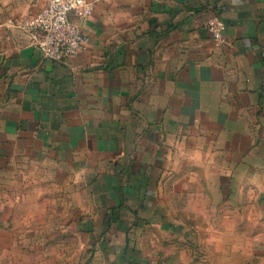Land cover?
<instances>
[{"label":"crops","instance_id":"1","mask_svg":"<svg viewBox=\"0 0 264 264\" xmlns=\"http://www.w3.org/2000/svg\"><path fill=\"white\" fill-rule=\"evenodd\" d=\"M49 1L0 0V165L27 150L66 159L104 210L147 222L163 221L167 173L171 207L178 179L203 174L213 215L255 222L245 234L262 252L264 0H87L72 18L90 40L67 60L22 26Z\"/></svg>","mask_w":264,"mask_h":264},{"label":"rangeland","instance_id":"2","mask_svg":"<svg viewBox=\"0 0 264 264\" xmlns=\"http://www.w3.org/2000/svg\"><path fill=\"white\" fill-rule=\"evenodd\" d=\"M27 151L0 165V264H264V245L256 252L245 234L256 223L224 222L222 206L213 215L203 174L177 177L183 205L171 207L176 179L167 173L155 207L163 221L147 222V212L104 210L81 183L85 174L66 173V159ZM180 212L190 220H176Z\"/></svg>","mask_w":264,"mask_h":264},{"label":"built area","instance_id":"3","mask_svg":"<svg viewBox=\"0 0 264 264\" xmlns=\"http://www.w3.org/2000/svg\"><path fill=\"white\" fill-rule=\"evenodd\" d=\"M91 11L92 5L87 0H50L22 26L37 39L45 57L67 60L77 56L90 40L72 15H87ZM206 26L217 38H221L226 29L225 21L218 15L209 17Z\"/></svg>","mask_w":264,"mask_h":264}]
</instances>
